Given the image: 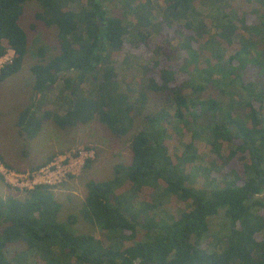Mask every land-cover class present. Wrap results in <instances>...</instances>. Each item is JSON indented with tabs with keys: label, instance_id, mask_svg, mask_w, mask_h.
Wrapping results in <instances>:
<instances>
[{
	"label": "trees",
	"instance_id": "1",
	"mask_svg": "<svg viewBox=\"0 0 264 264\" xmlns=\"http://www.w3.org/2000/svg\"><path fill=\"white\" fill-rule=\"evenodd\" d=\"M29 6L54 31L59 52L47 58L41 48L30 68L33 91L15 113L22 153L31 156L46 122L61 131L99 122L129 137L132 155L111 178L87 181L80 218L67 222L53 186L4 197L1 187H11L0 174V264H264V199H257L264 197V0H0V59L15 53L0 85L24 67ZM130 37L146 62L140 84L119 75ZM249 71L254 81L245 84ZM54 103L58 109H48ZM236 140L229 160L240 154L242 163L221 179L212 177L218 168L195 165L204 153L222 160ZM173 198L176 212L164 208ZM221 212L230 227L210 251L203 240ZM80 219L106 240L76 232ZM15 245L25 248L11 253Z\"/></svg>",
	"mask_w": 264,
	"mask_h": 264
},
{
	"label": "rangeland",
	"instance_id": "2",
	"mask_svg": "<svg viewBox=\"0 0 264 264\" xmlns=\"http://www.w3.org/2000/svg\"><path fill=\"white\" fill-rule=\"evenodd\" d=\"M108 8L111 15L114 16L119 14L118 9L114 8V5L110 4ZM34 12V6L27 7L22 21L30 36L29 52L25 59L24 67L17 76L0 85V112L10 114L6 117L0 118V155L7 163L13 166L14 169L7 166L1 158L0 160L6 165V167L19 173L39 172L55 162L56 159L61 161L60 168L64 173L65 170L63 169H67L65 168L66 165L68 167V163H71L70 167H73L70 168L71 172H68L70 174H66L62 177V182L53 186L57 199L63 204L60 220L62 222H67L71 214H75L80 218V211L83 208L87 195V181L90 179L103 181L111 178L114 167L119 163H130L132 154L129 145V137L119 139L113 136L110 131L99 122H94L88 126H81L77 129L66 131L59 130L52 124V122H46L40 138L33 144L31 156L26 157L22 153V149L25 145H22V139L17 133L18 129L15 126V113L20 111L31 97L34 78L30 72V68L38 62V53L41 48L47 50V58H51L59 52L54 31L37 22L34 17ZM33 24L38 26L37 31L32 30ZM131 41L132 39L130 37L128 40L129 45L126 44L123 50L126 54L128 64L121 66L122 72H120L119 75L121 79H126V82L132 81L133 84H140V80L145 78L143 65H145L146 62L138 57L141 50H135ZM149 53L150 52H148V54ZM250 71L247 76L244 77V80H246L245 84L254 81L252 72ZM66 76L73 77L75 74H69ZM238 85L240 86L239 82ZM208 91L211 93L212 89ZM57 94V89H54V91L49 94L50 99L53 101L56 100ZM241 97L245 98V101L247 96L245 97L244 93H241ZM229 98L230 97L224 99V103L229 102ZM233 100H236L237 103L241 102L240 105L243 106L240 97L237 96V98H233ZM241 106H238L234 112L241 119H245L247 117V112L246 109ZM48 109H58L57 104L54 103V105H49ZM213 125L214 122L210 120L206 124V130L208 133L210 132V129H213ZM234 143L233 146L230 145L222 151V160H219L215 154L204 153L200 155L201 160L197 164L195 163V165L206 167L207 169L212 168V170L214 167L218 168L219 170H213L212 177L221 179V171H224L225 169L229 171L228 169L240 166L242 163V161H240V154L234 159L235 161H230V153L227 151L240 145L241 141L236 140ZM202 147L203 145L201 148ZM52 155L54 159L51 163L40 169H32V167H36L37 164L45 161ZM63 160L67 161L66 164H62ZM88 160L92 161L89 169L86 168ZM225 162H227L226 166ZM195 165L189 168H193L194 170ZM53 172L54 171L51 170V173ZM71 176L74 177V179H71ZM2 187L1 193L4 197H7L8 194L17 197L24 196L25 192L21 191L19 188L15 189L11 187V189H8L4 186ZM257 199L262 200L264 197L260 196ZM164 208L170 212H176L177 209H181V204L173 198V200L166 202ZM263 212L264 210L261 213ZM209 221L210 234L209 237L203 240V244L206 249L211 251L214 250L215 246H218L219 248L221 247V241L228 234L230 226L224 216V212L210 218ZM75 230L79 234H92L97 240H106V236H103L104 233L102 230L85 223L81 219L75 226ZM23 248H25L23 245H15L10 251L11 253H14L17 249L20 251Z\"/></svg>",
	"mask_w": 264,
	"mask_h": 264
},
{
	"label": "built area",
	"instance_id": "3",
	"mask_svg": "<svg viewBox=\"0 0 264 264\" xmlns=\"http://www.w3.org/2000/svg\"><path fill=\"white\" fill-rule=\"evenodd\" d=\"M14 55V51L9 48L6 55L0 59V73L6 65L12 63ZM58 160L59 159H56V161L48 167L34 173H19L12 171L0 160V174L3 176L7 185L15 189L19 188L23 192L33 190L39 185L55 186L62 182V177H64L66 174H70L68 172H71L70 168L73 167H70L71 163H68L69 165L68 167L66 165L65 168L67 169H63L65 170L63 173L60 168L61 161ZM66 162V160H63L62 164H66ZM51 170L54 172L51 173Z\"/></svg>",
	"mask_w": 264,
	"mask_h": 264
}]
</instances>
